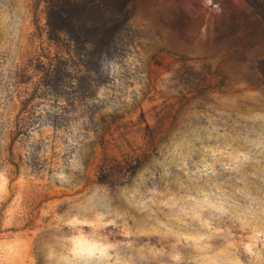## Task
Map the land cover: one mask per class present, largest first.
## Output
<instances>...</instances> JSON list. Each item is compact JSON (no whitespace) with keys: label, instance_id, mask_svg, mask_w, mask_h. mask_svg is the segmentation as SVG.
I'll return each instance as SVG.
<instances>
[{"label":"rangeland","instance_id":"rangeland-1","mask_svg":"<svg viewBox=\"0 0 264 264\" xmlns=\"http://www.w3.org/2000/svg\"><path fill=\"white\" fill-rule=\"evenodd\" d=\"M48 5L0 0V264H264V0H133L108 50Z\"/></svg>","mask_w":264,"mask_h":264},{"label":"trees","instance_id":"trees-1","mask_svg":"<svg viewBox=\"0 0 264 264\" xmlns=\"http://www.w3.org/2000/svg\"><path fill=\"white\" fill-rule=\"evenodd\" d=\"M247 1L252 5V2L258 0ZM132 2L133 0H47L49 30L56 39L66 35L70 38L71 45L91 46L97 42L108 50L111 44H116L122 22L132 13ZM259 13L264 17V12ZM87 39H93V42Z\"/></svg>","mask_w":264,"mask_h":264},{"label":"clouds","instance_id":"clouds-1","mask_svg":"<svg viewBox=\"0 0 264 264\" xmlns=\"http://www.w3.org/2000/svg\"><path fill=\"white\" fill-rule=\"evenodd\" d=\"M98 219L103 220L101 216ZM73 223H77L73 221ZM92 227V225H88ZM72 248L69 250L72 259L68 264H75L76 260H83L84 264H103L109 258L110 244L104 243L95 236L79 233L71 239Z\"/></svg>","mask_w":264,"mask_h":264}]
</instances>
